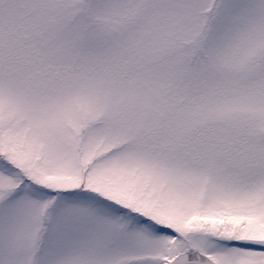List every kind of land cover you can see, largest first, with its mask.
Listing matches in <instances>:
<instances>
[{
    "label": "snow or ice",
    "instance_id": "snow-or-ice-1",
    "mask_svg": "<svg viewBox=\"0 0 264 264\" xmlns=\"http://www.w3.org/2000/svg\"><path fill=\"white\" fill-rule=\"evenodd\" d=\"M0 264H264V0H0Z\"/></svg>",
    "mask_w": 264,
    "mask_h": 264
}]
</instances>
